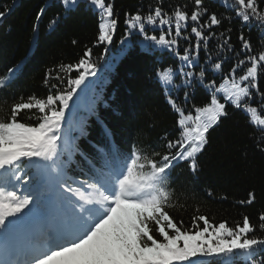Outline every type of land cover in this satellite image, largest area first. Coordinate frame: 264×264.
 Wrapping results in <instances>:
<instances>
[{
  "label": "snow or ice",
  "instance_id": "6c2138e0",
  "mask_svg": "<svg viewBox=\"0 0 264 264\" xmlns=\"http://www.w3.org/2000/svg\"><path fill=\"white\" fill-rule=\"evenodd\" d=\"M89 2L100 13L97 44L111 45L118 23L113 18V4L106 0ZM261 2L264 0H233L230 7L243 24L255 20L264 28ZM61 3L68 10L74 8L78 0H61ZM194 5L190 13L185 10L186 6H176L168 13L160 5L147 14L126 13L125 37L136 30L156 46L174 49L178 43L176 38L182 36L191 22L190 35H194L196 41L193 51L198 53L201 44L207 47L209 39L216 35L206 34L205 29L219 26L221 19L217 13L208 12L203 0H194ZM7 11H0V18H4ZM55 23V19L51 21ZM146 25L166 27V31L158 36L147 35ZM169 36L172 38H167ZM219 36L220 47L232 50L230 35L220 33ZM239 40L244 53L251 52L252 45L243 32ZM91 54L88 49L77 64L60 66L64 71L79 73L76 78L68 79L67 89L50 93L43 99L21 97L20 102L11 105L10 116L0 120V264H205L203 258L208 257H222L225 264H231L237 251L246 264H264V257L257 258L264 251V238L254 235L257 226L250 223L247 215L242 224L234 227L226 222L210 224L207 217L200 215L193 217L192 230H184L167 211L173 195L170 170L174 162L188 161L190 170H197V155L207 143L209 130L228 115V103L243 109L250 123L262 130L256 146L264 151V114L247 102L253 95L252 89L258 87V72L264 71V51L239 59L231 70V78L225 77L218 87L215 81L207 85L212 90L210 103L196 107L195 116L177 109L181 136L167 140L165 152L145 154L137 148L123 155L111 146H98L95 157L84 156L88 175L82 171L83 178H74L68 175L67 164L79 153V148L64 134L63 124L77 90L88 77L96 75ZM180 59L188 66L195 64L187 48ZM245 64L250 66L237 78L236 68ZM212 66L215 71L222 68L221 63ZM7 71L6 77H0V88L11 82L19 66ZM183 74L193 75L192 72ZM175 75L172 67L157 72L159 82L166 87L173 85ZM50 76V73L46 76L45 83ZM199 77L204 79L205 69H201ZM218 95H222L224 102ZM260 96L264 102V92ZM169 102L176 106L175 100L169 98ZM32 109L40 114L35 126L17 119L23 110ZM62 152L67 153L66 164L58 163ZM29 167L36 168L37 175H29L25 171ZM44 179L55 185L65 215L47 233L33 236V222L42 210L44 193L40 182ZM29 185L33 187H27ZM254 199V193L250 192L247 200L240 203L251 204ZM197 221H202L203 227ZM258 227L264 231V213L259 216Z\"/></svg>",
  "mask_w": 264,
  "mask_h": 264
},
{
  "label": "trees",
  "instance_id": "16d2710c",
  "mask_svg": "<svg viewBox=\"0 0 264 264\" xmlns=\"http://www.w3.org/2000/svg\"><path fill=\"white\" fill-rule=\"evenodd\" d=\"M14 1L0 0V11L8 10L0 18V77H6L9 68L19 66L18 76L8 88L0 90V120L10 116L11 105L20 102L21 97L43 99L50 93L67 89L68 79L76 78L79 73L64 71L60 66L77 64L88 49L96 64V75L88 77L77 90L63 124L64 134L79 148V153L67 164L71 176L88 171L84 156L95 157L98 146L112 145L111 148L119 149L124 155L129 154L132 146L145 154L165 152L167 140L181 136L177 109L195 116L196 107L210 103L212 90L207 85L215 81L218 87L225 77L231 78V70L239 59L264 51V28L255 20L245 25L237 19L230 7L233 0H203L209 13H217L221 24L205 29L206 34L216 35L209 39L207 47L201 44L198 53L193 51L196 41L190 35L191 22L182 36L176 38L178 43L174 49L156 46L136 30L125 37L126 13L147 14L157 5L168 13L176 6H186L185 10L190 13L195 7L194 0H106L113 4V18L118 21L113 42L107 46L97 44L100 13L89 0H78L68 10L61 0H18L13 6ZM259 7L264 10V2ZM161 31H166V27L146 25L147 35L158 36ZM241 32L252 45L249 53L242 49ZM220 33L230 35L232 50L220 47ZM186 48L195 60L192 66L180 59ZM213 63H221V70L215 71ZM167 67L176 72L169 87L157 78V72ZM247 67L245 64L236 68V77L243 75ZM201 69H205L203 80L199 77ZM184 72L193 75L186 77ZM49 73L51 76L45 83ZM53 85L58 87L54 89ZM257 85L247 102L264 114L260 96L264 92V71L258 72ZM169 98L175 100V107ZM218 98L224 102L222 95ZM226 110L228 115L207 134V143L197 155V170L191 171L189 162L182 160L172 167L173 195L167 211L184 230H192L193 217L200 215L207 217L210 224L226 222L232 227L242 224L247 215L250 223L257 226L254 235L264 238V231L258 227L259 216L264 213V151L256 146L262 130L250 123L243 109L228 103ZM39 116L36 109L23 110L17 119L35 126ZM67 161V153L62 152L58 163ZM250 192L255 195L254 201L241 204ZM197 223L203 227L202 221ZM203 259L205 264H225L222 257ZM231 264L246 262L231 258Z\"/></svg>",
  "mask_w": 264,
  "mask_h": 264
},
{
  "label": "bare ground",
  "instance_id": "6f19581e",
  "mask_svg": "<svg viewBox=\"0 0 264 264\" xmlns=\"http://www.w3.org/2000/svg\"><path fill=\"white\" fill-rule=\"evenodd\" d=\"M17 4H18V0H15L13 6L17 5ZM248 66H249V64H248Z\"/></svg>",
  "mask_w": 264,
  "mask_h": 264
}]
</instances>
